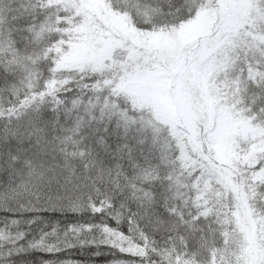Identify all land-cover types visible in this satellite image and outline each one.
<instances>
[{"label":"snow or ice","instance_id":"1","mask_svg":"<svg viewBox=\"0 0 264 264\" xmlns=\"http://www.w3.org/2000/svg\"><path fill=\"white\" fill-rule=\"evenodd\" d=\"M0 264H264V0H0Z\"/></svg>","mask_w":264,"mask_h":264}]
</instances>
